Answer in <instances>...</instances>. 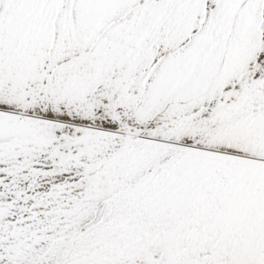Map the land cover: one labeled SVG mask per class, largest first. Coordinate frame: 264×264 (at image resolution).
I'll use <instances>...</instances> for the list:
<instances>
[{
  "label": "snow or ice",
  "instance_id": "snow-or-ice-1",
  "mask_svg": "<svg viewBox=\"0 0 264 264\" xmlns=\"http://www.w3.org/2000/svg\"><path fill=\"white\" fill-rule=\"evenodd\" d=\"M0 264H264V0H0Z\"/></svg>",
  "mask_w": 264,
  "mask_h": 264
}]
</instances>
